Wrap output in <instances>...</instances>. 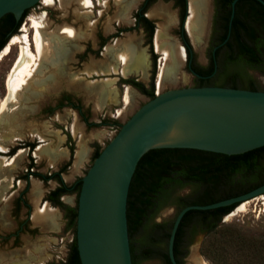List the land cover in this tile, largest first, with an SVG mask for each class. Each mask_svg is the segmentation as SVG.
I'll list each match as a JSON object with an SVG mask.
<instances>
[{"label": "rangeland", "instance_id": "rangeland-1", "mask_svg": "<svg viewBox=\"0 0 264 264\" xmlns=\"http://www.w3.org/2000/svg\"><path fill=\"white\" fill-rule=\"evenodd\" d=\"M86 1L87 4L84 0H53L47 4L40 0L27 10L14 35L26 34L35 53L33 39L37 29L41 47L37 66L25 85L12 84L8 88V76L19 56L20 45H12L9 54L0 60V264L65 261L74 230L66 228L58 208L42 203L57 183L52 179L42 181L32 173L48 176L58 171L69 161L72 149V160L61 178L71 184L84 176L92 164L93 152L97 148L101 151L119 125L149 100L122 79H136L147 87L152 81L154 95L192 87L194 83L185 68V54L179 67L173 68L161 60L153 39L150 51L146 33L133 17L143 0ZM214 11L213 0H208L200 35L185 29L195 62L200 65L209 51ZM145 16L154 23L155 30L158 27L165 32V40L172 48L182 47L178 35L179 11L172 1L154 0ZM100 44L103 46L99 47ZM131 54L142 56L143 70L129 67L123 75L120 59L130 61ZM241 70L239 84L252 83L263 91L264 77L259 72L243 67ZM219 74L216 82L222 80ZM110 90L112 95H108ZM125 94L127 103L122 100ZM84 119L94 125L88 126ZM31 144L34 148L28 147ZM81 147L84 156L78 161ZM13 148L16 150L12 151ZM19 149L23 151L16 153ZM12 154L15 155L10 157ZM192 189L178 190L152 222L168 228L178 212L176 198L192 199L195 195ZM22 192L30 210L22 202L15 209V199ZM64 196L68 201L60 199L62 203L75 206V194ZM245 207L242 211L233 209L209 233L199 229L185 232L180 264H194L196 260L204 264H264V195L246 201ZM22 222L23 229L15 239L13 234ZM141 237L142 233L134 236L138 254ZM165 250L163 240L153 252V259L140 257L136 264H160L158 257Z\"/></svg>", "mask_w": 264, "mask_h": 264}, {"label": "water", "instance_id": "water-1", "mask_svg": "<svg viewBox=\"0 0 264 264\" xmlns=\"http://www.w3.org/2000/svg\"><path fill=\"white\" fill-rule=\"evenodd\" d=\"M236 1L231 2L229 29ZM256 1L264 7V0ZM38 2L0 0V18L12 14L18 21L25 10ZM263 146L262 90L202 86L171 89L155 95L121 124L81 177L75 222L80 264H132L126 200L136 165L150 149H193L236 155ZM263 194L264 184L235 197L182 208L173 220L167 242L170 263L177 264L173 243L187 211L231 205L235 209L240 203Z\"/></svg>", "mask_w": 264, "mask_h": 264}, {"label": "trees", "instance_id": "trees-1", "mask_svg": "<svg viewBox=\"0 0 264 264\" xmlns=\"http://www.w3.org/2000/svg\"><path fill=\"white\" fill-rule=\"evenodd\" d=\"M232 1L214 0L215 27L221 32L218 48L221 45L226 46L229 61L226 66L219 69V75L222 77L220 82L227 80L229 84L236 85L242 79L241 67L257 71L264 77V7L256 0H237L229 29ZM146 7L147 3H144L139 13H142ZM26 13L27 10L23 12L18 21L12 14H6L0 18V49L9 37L17 33ZM136 18L146 28L150 37L153 32L152 23L139 14L136 15ZM226 38L227 40L223 43ZM128 82L149 99L154 97L152 83L149 88H146L143 83L133 79ZM244 88L252 91L258 90L252 83L245 84ZM84 121L88 126L94 125L88 123L87 119ZM112 124L117 125L114 121ZM99 152L98 148L93 152L92 161ZM72 155L73 150L70 149V160L58 172L52 173L50 176L33 173L42 181L48 179L56 181L57 187L49 191L43 200L58 208L63 213L66 228L74 230L67 257L64 262L58 264H80L76 249L75 222L81 179L78 178L73 183L66 184L60 177V173H63L70 165ZM262 184H264V146L236 155L193 149H150L136 165L126 200L127 231L132 264H136L140 257L149 259L153 256V252L158 249L163 240L166 242L167 248L173 221L166 228L160 223H153L152 218L168 204L178 190L192 187L195 193L192 199L180 196L176 198L175 206L179 212L189 205H206L241 195ZM69 194L76 195V203L73 207L60 200L62 196ZM23 196L24 192L15 199V209H19L20 202H22L30 210V206ZM233 208L234 205L207 211H187L176 230L173 243L174 257L175 248L182 243L184 226L193 217L200 225L197 229L203 233H209L218 227L220 220L233 211ZM23 225V222L20 223L18 230L13 234L15 239L22 231ZM139 233H142V237L140 239L141 250L138 254L134 236ZM165 257L169 262L166 251ZM177 264L179 263L177 262Z\"/></svg>", "mask_w": 264, "mask_h": 264}, {"label": "bare ground", "instance_id": "bare-ground-1", "mask_svg": "<svg viewBox=\"0 0 264 264\" xmlns=\"http://www.w3.org/2000/svg\"><path fill=\"white\" fill-rule=\"evenodd\" d=\"M47 4H50L53 0H43ZM85 4L88 2L86 0ZM188 3V17L185 22V29L190 33H196L201 34L204 28V18L207 13V4L208 0H187ZM161 27V26H160ZM23 30H25L23 28ZM165 32L161 28H156L154 37H153V43L155 50L157 52H160L161 60L163 62H168L172 65L173 68H177L180 65V62L182 60V57L184 55L183 48L180 46L178 50L175 48H172L171 45L165 40ZM31 41H29L26 34H22L21 36H12L9 40V44L5 46L0 51V60L7 56L10 52V47L15 44H19L20 46V52L17 60L15 61L14 65L12 66V72L8 76V88L12 86V84L15 87H21L27 83V80L35 67L37 66V59L39 57L40 53V39L37 34V29H35V36L33 39L34 47H35V53L31 51ZM143 59L141 55L134 56L133 54L130 55V61L120 59V64L122 65L121 73L127 74L129 71V67H132L135 71H142L143 70ZM129 64V65H128ZM163 64V63H162ZM162 64L160 66V69L162 71ZM31 77V76H30ZM158 77H160V73L158 74ZM58 79V77H56ZM57 83H58V79ZM63 80V79H62ZM127 88V87H126ZM106 92L105 90L102 92L104 94ZM108 95H112L111 90L108 91ZM106 96V95H105ZM104 96V98H105ZM124 103H127L128 101V94H125L122 98ZM75 131V130H74ZM22 152V150L18 151L17 153ZM84 156V149L81 147L79 151L77 152V157H83ZM10 159V158H9ZM264 195V194H263ZM246 201L242 202L237 205L236 211H242L246 207ZM194 264H204L201 263L199 260L194 261Z\"/></svg>", "mask_w": 264, "mask_h": 264}, {"label": "flooded vegetation", "instance_id": "flooded-vegetation-1", "mask_svg": "<svg viewBox=\"0 0 264 264\" xmlns=\"http://www.w3.org/2000/svg\"><path fill=\"white\" fill-rule=\"evenodd\" d=\"M153 1L154 0H143L142 3L139 5L137 11L135 13H133V17L135 18L136 25H138V26L140 25L144 29L145 33H146V36H147L146 44L149 45L150 51H152V39L154 37L155 27H154V23L145 16V13L147 12L148 8L151 6V4L153 3ZM167 1H172L175 4V7L179 11V30H178V35H179L180 41L182 43L183 50H185L184 51L185 58H186L185 59L186 60L185 68L188 71V73L192 75V77L194 79V83L192 84V87L222 86V87L237 88V89H242L243 88V89L248 90L247 88H244L245 85H241V84L231 85V84H229L227 82V80H223L222 82H216V77H217V75L219 73V69H221L224 66H226V64L229 61H228V51H227L226 46H222L221 45L222 47L220 46V48H218V46H219L218 45L219 44L218 39L221 36V32L217 29V27H215V11H214V17H213V21H212V30H211L210 35L208 37V47H209V51H208L207 55L205 56L204 63L202 65H200V64H197L195 62L194 53H193V51L191 49V42L189 41V37H188V35L186 33V30H185V22H186L187 18L184 19V17H185V14H187V17L189 15L188 12H187L188 11V3H187V0H167ZM213 2H214V0H213ZM144 3H147V7H146V9L142 13H139L140 10H141V6ZM214 7H215V5H214ZM137 14H139L140 16H143L144 18H146L147 20H149L152 23V25H153V32H152V35L150 37H149V34H148L146 28L143 25H141L140 22L137 21V18H136V15ZM223 43H221V44H223ZM102 46H103V44H100L99 47H102ZM154 56L155 55H152V57H153L152 58L153 64L155 63V57ZM152 75H154V72H152ZM128 80H130V79H122V82L123 83H128L130 85V83L128 82ZM133 80L137 81L136 79H133ZM138 82H141V81H138ZM141 83H143V82H141ZM151 83L153 85V82L151 81L149 83L148 87L147 86H145V87L146 88H149V86H150ZM124 87H129V86L125 85ZM153 93H154V86H153ZM156 94L157 93H155V95ZM77 109H78V107H77ZM28 147L29 148H34L33 144L28 145ZM15 150L16 149H14L12 151H15ZM20 150H22V149H19L18 151H20ZM14 155L15 154H12L10 157H13ZM69 157H70V155H69ZM59 169H58V171H59ZM58 171H56V172H58ZM30 174L31 173L29 171V175ZM50 175H48V176H50ZM61 175H62V173H60V177H61ZM194 218L195 217H193L192 220L189 221L184 226V229H185L184 230V233L187 232V231L189 232V230L197 229V228L200 227V225L197 224V222H196V220ZM165 251L167 252V248H166ZM165 251H163L161 253V255L158 257V260H159L160 264H171L170 261L168 262L166 260ZM181 255H183V252H182L181 243H180V245H178L177 248H175V257L174 258H175V261L177 260L176 263L178 262L180 264V262H181ZM153 258L154 257L151 256L149 259H153Z\"/></svg>", "mask_w": 264, "mask_h": 264}, {"label": "crops", "instance_id": "crops-1", "mask_svg": "<svg viewBox=\"0 0 264 264\" xmlns=\"http://www.w3.org/2000/svg\"><path fill=\"white\" fill-rule=\"evenodd\" d=\"M93 72H95V71H93ZM82 158L83 157H79L77 160L80 161ZM66 198H67V196L66 197L64 196L61 199L65 200V201H68ZM42 203H44L43 205H48L47 202H42ZM53 210H55V209L53 208Z\"/></svg>", "mask_w": 264, "mask_h": 264}]
</instances>
